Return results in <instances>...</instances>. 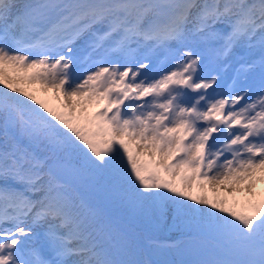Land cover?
<instances>
[{"label": "snow or ice", "instance_id": "snow-or-ice-1", "mask_svg": "<svg viewBox=\"0 0 264 264\" xmlns=\"http://www.w3.org/2000/svg\"><path fill=\"white\" fill-rule=\"evenodd\" d=\"M0 130V264H264V0H0Z\"/></svg>", "mask_w": 264, "mask_h": 264}, {"label": "rangeland", "instance_id": "rangeland-1", "mask_svg": "<svg viewBox=\"0 0 264 264\" xmlns=\"http://www.w3.org/2000/svg\"><path fill=\"white\" fill-rule=\"evenodd\" d=\"M20 83H21L22 87L27 88V89H38L39 88V85H31V84H28V83L23 82V81H21ZM52 102L56 103L54 98H53ZM2 140H3L2 130H0V142H2ZM174 255H175L176 260L178 261L180 256H178L176 252H174Z\"/></svg>", "mask_w": 264, "mask_h": 264}, {"label": "trees", "instance_id": "trees-1", "mask_svg": "<svg viewBox=\"0 0 264 264\" xmlns=\"http://www.w3.org/2000/svg\"><path fill=\"white\" fill-rule=\"evenodd\" d=\"M160 230V229H159Z\"/></svg>", "mask_w": 264, "mask_h": 264}]
</instances>
